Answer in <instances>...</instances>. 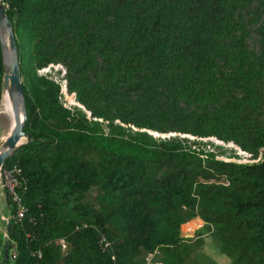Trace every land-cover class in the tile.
<instances>
[{
  "label": "trees",
  "instance_id": "trees-1",
  "mask_svg": "<svg viewBox=\"0 0 264 264\" xmlns=\"http://www.w3.org/2000/svg\"><path fill=\"white\" fill-rule=\"evenodd\" d=\"M7 2L27 139L3 165L19 172L2 263L213 264L204 232L180 233L198 216L232 264H264V0ZM54 63L89 114L37 74ZM3 78L0 42V101Z\"/></svg>",
  "mask_w": 264,
  "mask_h": 264
},
{
  "label": "rangeland",
  "instance_id": "rangeland-1",
  "mask_svg": "<svg viewBox=\"0 0 264 264\" xmlns=\"http://www.w3.org/2000/svg\"><path fill=\"white\" fill-rule=\"evenodd\" d=\"M4 38L7 40L8 45V37L5 31ZM37 74L49 78L60 85V101L68 108L72 110H80L83 113L89 114L87 110L81 105L76 98V94L74 92H70L67 88V81L65 77V69L59 63L49 64L48 66L38 69ZM22 81V79H21ZM5 88H7L9 97L11 102L13 96L9 91V86L4 87L2 90V96ZM1 96V98H2ZM3 107L0 101V151L4 149L5 139L10 134L11 127L13 126L12 120L9 118L8 114L3 112ZM154 136L157 137H166L174 132L162 133L156 131H150ZM7 134V135H6ZM6 136V137H5ZM25 139V138H24ZM200 143V147H202L206 151L213 152L217 158L224 159L228 161H238V162H246L248 161V156L246 152L241 150L236 144L231 141H223L216 137H205V138H197ZM4 142V143H3ZM6 187L3 183L2 170L0 171V264L2 263L1 258V245L6 244L7 242V224L10 221L12 215L10 213L9 205L6 201ZM198 231L204 232L205 237L207 238V248L205 247V251L210 258L213 264H232L231 258L224 255L219 251V248L212 243L211 237L205 228V223L201 219L191 218L185 223L181 225L180 233L184 237H192ZM158 255L154 254L152 258L149 259V253L145 257L144 264H154L157 263Z\"/></svg>",
  "mask_w": 264,
  "mask_h": 264
},
{
  "label": "water",
  "instance_id": "water-1",
  "mask_svg": "<svg viewBox=\"0 0 264 264\" xmlns=\"http://www.w3.org/2000/svg\"><path fill=\"white\" fill-rule=\"evenodd\" d=\"M7 30L8 46L3 38V31ZM0 42L4 60V78L3 81L8 82L9 91L13 96L14 105L12 109H22V120L18 125L17 117H14V128L7 146L0 151V171L3 169L4 162L14 153V151L26 142L27 136L23 132L25 122V102L22 90V81L19 69V58L17 55V47L15 35L11 23L0 6ZM25 138V139H23Z\"/></svg>",
  "mask_w": 264,
  "mask_h": 264
},
{
  "label": "built area",
  "instance_id": "built-area-1",
  "mask_svg": "<svg viewBox=\"0 0 264 264\" xmlns=\"http://www.w3.org/2000/svg\"><path fill=\"white\" fill-rule=\"evenodd\" d=\"M0 5L4 6V8H8L7 0H0ZM18 172H19V169L16 166H13L11 168L7 167V168L2 169V177H3L4 186L6 187V190L11 193V195L13 196V199L17 202H18V197L15 193V188L18 184V177H17ZM23 215H24V208L19 206L15 214V217L16 219H21ZM194 218L200 219L198 216ZM60 243L62 247L64 248L65 246H64L63 240H61ZM100 244L102 247L109 246V242L105 239L103 235H101L100 237ZM154 254L155 252L149 253V259L152 258ZM154 264H157V263H154Z\"/></svg>",
  "mask_w": 264,
  "mask_h": 264
},
{
  "label": "bare ground",
  "instance_id": "bare-ground-1",
  "mask_svg": "<svg viewBox=\"0 0 264 264\" xmlns=\"http://www.w3.org/2000/svg\"><path fill=\"white\" fill-rule=\"evenodd\" d=\"M5 31L7 33V30H4L3 33H5ZM3 38H4V34H3ZM5 42L7 43V40H5ZM3 86L4 87H7L8 86V82L7 81H3ZM1 105H2L3 110L5 111V113L8 114L9 118L13 122V126L11 127L10 134L7 137L5 136L6 137V139H5V146H4V148H5L7 146V144H8V141L10 139V136L12 134V131H13V128H14V125H15L14 124V117L15 116L17 117V121H18L17 123H18V125L21 123V120H22V109L21 108L15 109V110L12 109V106L14 105V102L13 103L11 102L7 88H5L4 93H3V96L1 98Z\"/></svg>",
  "mask_w": 264,
  "mask_h": 264
},
{
  "label": "crops",
  "instance_id": "crops-1",
  "mask_svg": "<svg viewBox=\"0 0 264 264\" xmlns=\"http://www.w3.org/2000/svg\"><path fill=\"white\" fill-rule=\"evenodd\" d=\"M201 221V220H200Z\"/></svg>",
  "mask_w": 264,
  "mask_h": 264
}]
</instances>
